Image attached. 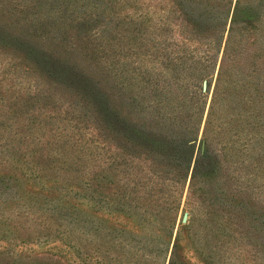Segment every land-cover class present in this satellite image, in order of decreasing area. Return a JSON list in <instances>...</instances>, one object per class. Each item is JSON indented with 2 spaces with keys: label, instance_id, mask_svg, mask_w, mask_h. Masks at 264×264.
<instances>
[{
  "label": "rangeland",
  "instance_id": "obj_1",
  "mask_svg": "<svg viewBox=\"0 0 264 264\" xmlns=\"http://www.w3.org/2000/svg\"><path fill=\"white\" fill-rule=\"evenodd\" d=\"M0 264H264V0H0Z\"/></svg>",
  "mask_w": 264,
  "mask_h": 264
}]
</instances>
